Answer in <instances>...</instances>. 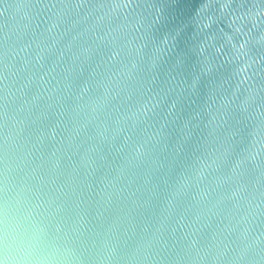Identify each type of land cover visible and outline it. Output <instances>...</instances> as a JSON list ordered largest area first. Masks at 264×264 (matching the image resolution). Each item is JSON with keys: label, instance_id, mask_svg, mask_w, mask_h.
<instances>
[{"label": "water", "instance_id": "1", "mask_svg": "<svg viewBox=\"0 0 264 264\" xmlns=\"http://www.w3.org/2000/svg\"><path fill=\"white\" fill-rule=\"evenodd\" d=\"M264 264V0H0V264Z\"/></svg>", "mask_w": 264, "mask_h": 264}, {"label": "clouds", "instance_id": "2", "mask_svg": "<svg viewBox=\"0 0 264 264\" xmlns=\"http://www.w3.org/2000/svg\"><path fill=\"white\" fill-rule=\"evenodd\" d=\"M42 226L39 223H33L31 225L30 235L31 244L19 246L18 251L25 257V264H69L67 253L52 252L48 257L38 258L40 234Z\"/></svg>", "mask_w": 264, "mask_h": 264}]
</instances>
